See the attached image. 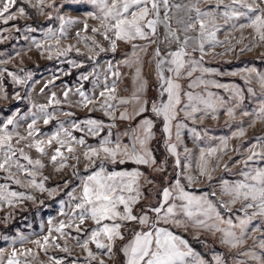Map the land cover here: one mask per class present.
<instances>
[{
  "label": "rangeland",
  "instance_id": "1",
  "mask_svg": "<svg viewBox=\"0 0 264 264\" xmlns=\"http://www.w3.org/2000/svg\"><path fill=\"white\" fill-rule=\"evenodd\" d=\"M18 4L11 9L16 11V7L23 6L22 0H17ZM33 4L35 0H32ZM232 0H223V3L218 5V0H169L170 11L168 16L170 19L167 21L171 25L172 30L177 31V34L184 38L185 35L192 37L189 41L187 48L189 59L200 60L201 54L198 50H194L198 43L199 25L196 28L185 33L183 29L191 19L195 18V7L198 6L201 11H213L216 17V24L219 31L216 32V37L219 43L212 47L205 44L206 54L203 56L202 64L204 67L212 70L210 73L201 74L199 71L193 73L191 77H184L178 82L182 86L181 105L188 103L185 93L191 91L194 95H199L205 99H209L208 93H212V100L216 101L215 110L204 109V105H199L201 111L193 113L196 117L195 120L185 117L183 111L179 112L177 119L173 122L171 129V137L165 133L164 145L167 147L170 144L177 146V153L180 159V167L176 166V157L169 151V155L173 158L171 172H166V162H157L152 167L137 166L134 164L113 165V169H133L139 168L145 175L141 178L140 183L143 185L141 191L144 195L141 197L140 203L134 206L133 212L136 215H141L142 209L155 207L161 200V192L165 187L173 185L175 179L179 178L181 183L186 186V190L196 195L208 194V198L216 203L217 209L225 218L233 219L235 224L239 221L237 216L243 217L244 213L240 211L242 208L241 203H236L231 206V209L223 208L218 201H228L229 197L221 194L222 181L234 183L242 181L244 177L242 172L250 171L254 168H264V142H258L257 138L264 137V122L256 120L253 126H249L250 122L255 119L253 115H242L243 112L254 113L259 111L262 102H264V89L258 83V77L255 73L250 76L251 83H247L244 76L247 75L246 69L255 68L257 72L264 73V43H261L258 37L251 28L239 30L238 26L247 23V17L242 16L225 20L223 13L226 6L230 5ZM252 3V0H246ZM259 2V0H257ZM47 3H53V0H47ZM63 4L64 6L58 11L53 10L55 5ZM26 10L27 18L17 17L15 20L9 21L4 24L0 21V60H8L6 64H0V70L6 69L9 72H14L17 75L23 76L27 72H31V79L25 85H15L12 83L11 78L4 72L0 75V126L9 118H15L17 127L15 131L17 136L13 137L12 144L17 149H23L24 152L33 160L39 159L45 165L40 170V174L36 176L37 182H43L46 189H57L51 196L48 191L41 192L28 184L26 173L18 172L13 167L11 171L15 174L14 179L22 181V185H16L12 180L5 179L7 173L0 171V184H8L9 190L23 192L26 195L34 197L33 200L23 199L14 206L9 207L7 204L0 206V262L7 264L8 259L11 257L13 250L18 253L17 259L20 264H54L53 259L62 260L63 264H72L76 260L78 264H87V252L77 245V241L72 237L79 236L81 240L87 237V231L95 228L96 225L86 220L81 227L85 229L84 232L77 233L74 228H66L65 232L69 233L66 238H59V234L52 232L54 237H57L56 243L64 245L65 239L67 240V247L70 252H62L60 249L51 246L53 241L49 240V247L47 252L38 247L34 241L41 240L48 232L58 226L61 222L68 223L70 216L61 214V201L64 202L63 210L69 211V204L74 205L75 200L70 201L67 195L73 188H75V196L79 198L82 193V188L78 187L80 184L77 176L73 175V167L77 168L81 176L86 175V167H90L88 161L83 158V148L76 147L75 155L81 157V162L73 159L66 161L67 167L56 170L60 160L58 158L56 164L51 161V156L55 153L57 144L53 141L51 146L43 145L45 154L41 155L37 152L34 141L39 139H47L59 127V122H64L65 127L72 131L73 135L80 137L84 136L87 144L96 145L101 137L107 135L108 132L112 133V138L121 136L122 142L129 143L130 136L123 135L129 128H135L139 121L143 118L141 116L135 117L133 120H121L120 115L122 112L127 111L131 114L139 104L129 103L127 105H118L114 115L115 120L105 115L100 109L103 99L99 93L104 88L105 79L108 84L116 83L117 89L114 95L117 99L131 100L133 93L138 86V82L134 79L135 67H127L123 61L132 52V45L123 41H117V49L115 53L110 50V40L115 37L110 32L109 39L105 40L101 33H93V27H100V22L92 19L86 15L85 10L96 11L90 4L84 0H76L73 4H68L66 0H54L53 7L44 6L45 14H40L38 7H31L28 4ZM179 5L180 7H176ZM264 7V4L260 5ZM240 11L246 12V9L239 8L238 5L234 6ZM47 13H51L52 18L49 19ZM58 14L70 17L78 21H87L88 31H83V23H76L66 25L67 38L61 39L59 47H67L69 44L74 48L67 56H56V45L53 41H45V32L48 28L58 32L60 21L56 18ZM251 15V14H249ZM164 11H161L163 18ZM21 29L16 31V28ZM28 27L36 28V32L27 31ZM9 29L10 31H4ZM167 28L164 23L157 26V33L155 37L150 39L155 40L154 43L149 44V41L139 40L133 41L137 45H144L145 52L139 53L142 61V79L146 81L145 91L141 93L142 100L148 101V92L152 90L158 94V80L156 75V56L155 52L159 48L161 55H165L168 51H174L178 48L175 43H168L165 40L167 35ZM80 32L82 36L90 37L88 41H81L76 38V33ZM103 32V29H101ZM95 40L100 46L106 49L103 53H98V49L89 51L85 47V43L91 44V40ZM34 40L40 41L44 47L37 49ZM51 45L53 48L52 59L48 58L49 53L45 49ZM246 46H251V50H247ZM79 48L80 54L76 52ZM18 54V55H17ZM92 57V59H89ZM70 61H75L77 64H82V67H74ZM108 62L113 65V72L119 73L118 76H113L108 72ZM95 67V70L93 71ZM238 73L231 75V73ZM81 73H92L89 75L87 81L80 79ZM99 79H96V76ZM165 75H169L165 72ZM203 75L205 81H215L219 84L228 85V88H217L212 84L199 85L190 88L189 84L195 81L197 77ZM51 81V83H49ZM47 85V87H45ZM82 86V87H81ZM239 87L242 92L239 97L234 95L236 87ZM85 91L89 96L95 97V102L89 104L88 107H83L80 103L81 97L77 93V89ZM253 91L250 92L248 89ZM43 89V92H41ZM69 89H71L69 91ZM68 91V96L65 98L64 92ZM7 93V99L3 98L4 93ZM20 94V99H15V93ZM253 92L255 94H253ZM55 93L56 99L60 101L59 105L51 104L50 99L52 94ZM157 97V95H156ZM153 96H149L152 99ZM154 99V98H153ZM156 99V98H155ZM112 103L116 104L117 101ZM36 105V107H32ZM46 105L47 111L55 112L56 117L49 124L45 125L43 119L37 120L36 128L39 130L38 134L28 137L27 125L33 119V113L40 117L39 106ZM234 110V116L227 115V109ZM93 109H97L93 111ZM62 112H72L73 116H64ZM148 115V113H145ZM102 120L105 124H114L115 127L109 129L104 128L100 136L92 137L86 133H81L70 127L69 122L72 120H85V119ZM182 124L183 127L177 129L176 125ZM81 127H84L81 125ZM240 127L246 131L243 136H235L234 134ZM195 129V133L193 132ZM179 130L180 139L177 140L176 132ZM9 131H13V126H9ZM47 134V135H46ZM19 137H26V139H19ZM156 136L150 141L149 149L152 152V143ZM227 139V147L222 144V140ZM33 147H28L29 144ZM253 144L256 147L253 151L259 155L252 161H245L251 155L248 148ZM217 148V152L209 155L207 150ZM187 149V152L185 151ZM201 149L205 150V159L208 161V169H215L211 172V179L201 176L199 172L200 153ZM66 156L72 154L67 153L66 149H62ZM15 159V157H14ZM20 162L27 164V161L19 157ZM100 162L97 161V164ZM31 167V166H29ZM109 168V167H108ZM142 168V169H141ZM163 169L158 171L157 169ZM112 169V170H113ZM110 170V168H109ZM191 175L195 177L198 182L188 186V181L185 177ZM44 177H48L47 180ZM146 180H151L153 183L147 184ZM65 181L70 183L64 187ZM60 186V187H58ZM188 188H200L201 193H196ZM215 192V196L211 193ZM172 201H170L171 203ZM177 204L180 201H175ZM246 203V202H245ZM74 210V209H73ZM253 209H249L251 213ZM154 213H149L150 218L154 217ZM9 217L7 222L4 218ZM79 223V221H76ZM160 226L168 227L176 234L186 233L192 238L196 239L199 243L207 248L210 260L213 255H221L225 264H259L255 257H264V247H261V242H264V217H255L248 225L244 234V243L232 248L220 242L221 233L212 232L206 229H198L192 226L187 228H173L171 225ZM225 225H222L224 227ZM140 226L137 222L125 223L121 231L124 233V240H117L113 247V256L109 259L106 255H98L97 260L92 264H99L100 259L105 260V264H124L125 257L121 251L122 246L128 243L132 238L133 231L139 230ZM234 231L237 235L240 234V229L235 228ZM179 235V234H178ZM25 237L24 241L20 237ZM182 236V235H180ZM7 237L8 239H4ZM183 237V236H182ZM184 238V237H183ZM186 239V238H184ZM15 241V243H13ZM105 243H108L105 240ZM89 248L94 252H98L95 244H90ZM193 248V247H192ZM31 250L32 255H20L27 250ZM193 250L199 253L193 248ZM244 253H249L245 255ZM200 254V253H199ZM201 255V254H200ZM204 257V256H203ZM205 258V257H204ZM206 259V258H205Z\"/></svg>",
  "mask_w": 264,
  "mask_h": 264
},
{
  "label": "snow or ice",
  "instance_id": "2",
  "mask_svg": "<svg viewBox=\"0 0 264 264\" xmlns=\"http://www.w3.org/2000/svg\"><path fill=\"white\" fill-rule=\"evenodd\" d=\"M24 4H28L31 7H38L40 14H45L44 6L52 8L53 3H47V0H35L33 4L32 0H22ZM68 4H73L76 0H66ZM86 3H90L96 11L85 10L86 15L92 19H96L100 22V27H93L91 31L93 33H101L105 40L109 39V33L111 32L114 39L110 40V50L115 53L117 49V41H123L132 45V52L126 56L123 63L129 67H135L134 79L138 82L131 100L129 99H117L114 95L117 89L116 83L108 84L105 79L104 88L100 91L99 96L103 99V103L99 110H102L105 115L109 116L113 120L116 119L114 112L118 105H127L129 103L139 104L131 114L124 111L120 115L121 120H133L137 116L143 117L135 128H129L123 135H129L130 140L128 144L122 142L121 136L112 138V133L108 132L107 135L101 137L96 145L87 144L85 137L82 135L77 137L73 135L72 131H69L65 127L64 122H59V127L48 138L39 139L34 141V146L41 155L45 154V148L43 145L47 144L51 146L53 141L58 145L55 149V153L51 156V161L56 164L58 158L60 160L59 165L56 167L57 171L67 167L66 161L73 159L79 164L81 157L75 155L76 147L83 148V158L88 161L90 167L85 168L86 175L81 176L77 168L73 167V175L77 176L80 181L78 187L82 188V193L79 198L75 196V188L72 189L67 195L70 201L75 200L76 203L69 204V211L63 210L64 202L61 201V214L70 216L69 222L66 224L61 222L58 226L52 228L47 235L43 237V243L41 240H36L34 243L47 252L49 240L53 241L51 246L60 249L62 252H70L67 247V240L65 239L64 245L56 243L57 237L52 235V232L59 234V238H66L69 233L65 232L66 228H74L77 233L84 232L85 229L81 227L86 220L92 221L96 227L87 231V237L83 240L79 236L72 237L77 241V245L83 248L87 252V264H92L97 260L98 255H106L109 259L113 256V247L117 240H124L125 236L121 229L125 223L137 222L140 226L139 230L133 231L132 238L122 246L121 251L125 257L124 264H225V261L221 255H213L208 260L202 255L195 252L189 245L188 241L182 236L176 234L168 227L160 226L171 225L173 228L192 226L198 229H206L212 232L221 233L220 242L228 245L232 248L243 244L244 234L247 225L257 216L264 217V168H254L250 171L242 172L244 177L242 181L229 183L228 181H222L221 194L229 197L228 201H218L221 207L231 209V206L236 203H241L243 206L240 209L244 213L243 217L237 216L238 224L233 222V219H225L220 211L217 209L216 203L208 198V194L196 195L186 190V186L181 183L179 178L175 179L173 185L165 187L161 192V200L155 207H149L141 210V215H136L133 212L134 206L140 203L141 197L144 193L141 191L143 185L140 183L141 178L144 177V173L139 168L122 169V170H109L108 163L113 165L119 164H134L137 166L152 167L156 164V159L149 149V143L154 138L155 133L153 128L155 126V120L160 119L163 122V132L168 134L170 139L171 129L173 122L177 119L179 112L183 111L185 117L195 120L196 117L193 113L201 111L199 105H204V109L215 110L216 101L212 100V93H208L209 99H205L202 96L194 95L191 91L185 93L188 103L184 104L181 108V93L182 86L178 82L184 77H191L193 73L199 71L201 74L210 73L212 70L206 68L202 64L203 56L205 52V44H209L215 47L219 41L216 37V32L219 28L216 24V17L213 11H201L198 6L195 7L196 16L191 19L183 29L185 33L196 28L199 25L198 43L194 50H198L201 54L200 60L189 59V53L187 48L189 41L192 37L185 35L183 39L177 34V31L172 30L171 25L167 23L170 19L168 12L170 11L169 0H84ZM207 2V0H204ZM223 3V0H218V5ZM17 4V0H0V21L7 24L11 20H15L17 17L27 18L26 10L23 6L16 7V11H11ZM264 4V0H252V3L246 2V0H232L230 5L226 6V10L223 13L224 19L231 20L233 18H239L242 16L247 17V23L240 24L239 30L245 28H251L258 37L261 43H264V7L260 5ZM239 8L246 9L247 11H240ZM64 5H55V11H58ZM176 7H180L176 5ZM164 11L163 18L161 17V11ZM251 14V15H249ZM49 19L52 18L51 13H47ZM60 21L59 31H53L52 28H48L45 32L44 44L48 41H53L56 45V56H67L74 48L69 44L67 47H59L61 39L67 38L66 25H72L76 23H83V31H88L87 21H78L70 17H66L62 14H58L56 17ZM164 23L167 28V35L165 40L168 43H175L178 48L174 51H168L165 55H161L159 48L155 52L156 56V75L158 80V96L152 100L151 103L147 100H142L141 93L145 91L146 81L142 79V61L139 53L145 52L146 47L144 45H137L133 41L145 40L149 41V44L154 43L155 40L150 39L155 37L157 33V26ZM103 29V32H101ZM18 27L16 31H20ZM4 31H10L4 29ZM27 31L36 32L37 29L28 27ZM76 38L81 41H88L91 39L87 36H82L80 32L76 33ZM37 49L44 47L38 40H34ZM85 47L89 48V51L98 49V53L106 51L105 48L100 46L94 39L91 40V44L85 43ZM247 50H251V46H246ZM80 54L79 48L75 49ZM49 53L48 58L52 59L53 48L49 45L46 49ZM18 55V54H17ZM92 59V57H89ZM8 60H0V64L8 63ZM74 67H82V64H77L75 61H70ZM113 65L108 62V72L113 76H118L119 73L113 72ZM95 70V67L93 71ZM7 72V75L11 78L12 83L15 85H25L28 80L31 79L32 73L27 72L23 76L17 75L14 72H9L6 69L0 70V75ZM167 72L169 75H165ZM247 75L244 79L247 83H251L250 76L255 73L258 77V83L262 89H264V73H259L255 68L246 69ZM92 73H81L80 79L87 81L89 75ZM238 73H231V75H237ZM99 79V76H96ZM51 83V81L49 82ZM212 84L217 88H228V85L219 84L215 81H205L203 75L197 77L195 81L189 84L190 88L197 87L199 85ZM47 87V85H45ZM82 87V86H81ZM71 89H69L70 91ZM248 91L252 92L251 88ZM43 92V89H41ZM242 90L237 86L234 91V95L239 97ZM78 95L82 98L80 103L83 107H88L89 104L95 102L94 96H89L85 91L80 88L77 89ZM253 94H255L253 92ZM65 98L68 96V91L64 92ZM3 98L7 99V93H4ZM15 99H20V94L17 92L14 94ZM117 101L116 104L112 103ZM51 104L59 105L60 101L56 99L55 93L52 94L50 99ZM32 107H36L33 105ZM40 117H37L33 113V119L28 127V137H32L34 134H38L39 130L35 127L37 120L42 118L45 125L55 119L56 113L47 111L46 105L39 106ZM97 109H93L96 111ZM150 113V115H145ZM64 116H73L72 112H62ZM227 115L234 116V110L227 109ZM242 115H253L255 119L250 122L249 126H253L256 120L264 122V102H262L259 111L249 113L243 112ZM70 127L81 133H86L88 136L97 137L100 136L104 128H113L114 124H105L102 120L97 119H85V120H72L69 122ZM13 126V131H9V126ZM83 125L84 127H81ZM17 124L15 118H9L0 126V171L7 173L5 179L12 180L16 185H22V181L14 179V173L11 171L15 167L18 172L26 173L30 179L28 184L35 189L48 191L51 196L57 189H46L43 182H37L36 176L40 174L45 165L41 160L31 159L23 149H17L13 146L12 140L18 133L15 131ZM177 129L183 127L182 124L176 125ZM245 129L240 127L234 134L235 136H243ZM195 133V129H193ZM47 135V134H46ZM177 140L180 139L179 130L176 132ZM23 140L26 137H19ZM258 142H264V137L257 138ZM223 146L227 147V139L222 140ZM75 145V146H74ZM28 147H33V144H29ZM256 147L255 144L248 148L251 153L245 161L247 167V161L254 160L259 153L253 151ZM62 149H66L67 153L72 154L66 156ZM217 148L208 149L209 155L217 152ZM168 151L176 157V166L180 167V159L177 153V146L170 144ZM187 152V149H185ZM15 157V159H14ZM19 157L27 161V164L20 162ZM97 161L100 163L97 164ZM31 166V167H29ZM199 172L201 176H205L211 179V172L215 169H208V161L205 159V150L201 149ZM163 171V169H157ZM188 181V186L197 183L198 180L188 175L185 177ZM45 180L48 177H44ZM70 181L64 182L66 187ZM145 183H153L151 180H146ZM60 187V186H58ZM215 196V192L211 193ZM23 199L33 200L34 197L26 195L23 192L9 190L8 184H0V206L7 204L9 207L14 206V203H18ZM170 201H172L170 203ZM175 201H180L177 204ZM246 202V203H245ZM74 209V210H73ZM249 209H253L249 213ZM149 213H154V217L150 218ZM9 217H5L7 222ZM79 221V223H76ZM222 225H225L222 227ZM235 228L240 229V234L234 231ZM8 239L7 237H3ZM21 241L25 240V237H20ZM105 240L108 243H105ZM15 243V241H13ZM90 244H95L98 252L94 253L90 248ZM261 247H264V242H261ZM249 255V253H244ZM20 255L30 256L31 250H27ZM18 253L13 250L11 257L8 259L7 264H20L17 259ZM259 264H264V257H255ZM53 259L54 264H63L62 260ZM2 264V262H0ZM27 264V262H25ZM72 264H78L76 260L72 261ZM99 264H105L104 259L99 260Z\"/></svg>",
  "mask_w": 264,
  "mask_h": 264
},
{
  "label": "trees",
  "instance_id": "3",
  "mask_svg": "<svg viewBox=\"0 0 264 264\" xmlns=\"http://www.w3.org/2000/svg\"><path fill=\"white\" fill-rule=\"evenodd\" d=\"M18 4V2H17ZM16 4V5H17ZM23 7L28 10V6L23 4ZM153 96V98H156V94L153 90L152 92H148V102L149 104L151 103L152 99H149V96ZM150 115V113H148ZM153 132L155 133V140L152 143V153L157 160V162H166V172H171L173 170L172 163H173V158L169 155L167 147L164 145V138H165V133L163 132V122L160 119L155 120V126L153 128ZM108 167L110 170L113 169V165L111 163H108ZM142 167V166H141ZM142 169V168H141ZM189 190L196 192V193H201L202 189L200 188H188ZM179 235H182L186 240L188 241L189 245L193 247L195 250H197L202 256H204L206 259H209V253L207 252V247L204 246L203 244L199 243L196 241V239L192 238L190 235L186 233H177Z\"/></svg>",
  "mask_w": 264,
  "mask_h": 264
}]
</instances>
